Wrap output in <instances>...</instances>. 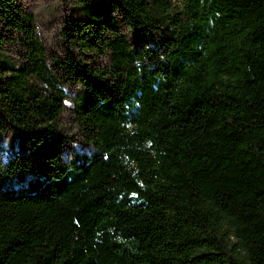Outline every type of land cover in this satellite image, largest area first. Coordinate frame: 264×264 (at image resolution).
Here are the masks:
<instances>
[{
  "label": "trees",
  "instance_id": "obj_1",
  "mask_svg": "<svg viewBox=\"0 0 264 264\" xmlns=\"http://www.w3.org/2000/svg\"><path fill=\"white\" fill-rule=\"evenodd\" d=\"M69 1L51 68L0 0V134L26 141L0 160V264H264V0ZM67 84L91 147L72 161Z\"/></svg>",
  "mask_w": 264,
  "mask_h": 264
},
{
  "label": "rangeland",
  "instance_id": "obj_2",
  "mask_svg": "<svg viewBox=\"0 0 264 264\" xmlns=\"http://www.w3.org/2000/svg\"><path fill=\"white\" fill-rule=\"evenodd\" d=\"M23 7L35 18L37 35L39 41L45 48L48 65L53 68L59 67L58 61L67 54L69 44L64 33L65 24L72 18L83 17L77 4L69 0H18ZM96 1V0H95ZM92 5H97V1ZM180 5L181 0H175ZM113 15L121 22L122 31L135 46H149L151 38L148 35H135L128 25L123 21V17L114 11ZM69 40V39H68ZM72 53L79 57L75 48ZM89 60L96 65H103L106 57L102 54H90ZM64 70L61 69L60 73ZM69 97L65 101L64 110L60 117V124L63 133L66 135V142L61 152L63 158L72 161L77 154L89 153L90 145L86 138L80 133L76 115L74 113V99L80 92V87L75 84L66 85ZM26 148L25 138L11 131L0 134V160L6 161L14 154H20Z\"/></svg>",
  "mask_w": 264,
  "mask_h": 264
}]
</instances>
